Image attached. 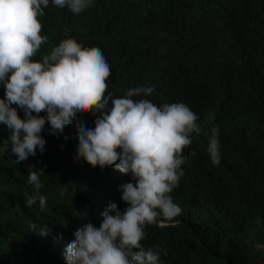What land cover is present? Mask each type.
<instances>
[{"label":"clouds","instance_id":"9594fccd","mask_svg":"<svg viewBox=\"0 0 264 264\" xmlns=\"http://www.w3.org/2000/svg\"><path fill=\"white\" fill-rule=\"evenodd\" d=\"M97 2L91 7L92 0H53L75 16ZM48 4L0 0V123L10 130L8 152L17 163L45 153L41 133L47 123L51 133L79 142L78 158L103 175L97 215L75 224L60 220L71 230L61 241L66 264H163L159 246L145 243V225L163 227L180 215L184 208L176 194L199 217L222 219L226 208L212 201L218 171L240 193L237 206L264 214V142L251 161L240 119L181 96L173 69L128 71L111 94L114 67L100 49L66 38L41 57L49 38L41 35L39 17ZM191 12L199 23L214 18L210 0L192 1ZM44 169L29 166L28 208L37 202L46 207L40 193ZM40 234L44 240L46 230Z\"/></svg>","mask_w":264,"mask_h":264},{"label":"trees","instance_id":"16d2710c","mask_svg":"<svg viewBox=\"0 0 264 264\" xmlns=\"http://www.w3.org/2000/svg\"><path fill=\"white\" fill-rule=\"evenodd\" d=\"M192 1L172 0L166 10V0H98L93 10L75 16L49 0L39 17L41 35L49 38L40 56L66 38L100 49L114 67L111 94L128 71L173 69L181 96L240 119L251 142L250 160L255 161L264 142V0H210L214 18L201 23L192 15ZM95 4L92 0L91 7ZM46 124L41 133L45 153L23 164L9 154L10 130L0 123V264H66L61 241L71 230L60 220L75 224L99 212L103 175L78 158L79 142L51 133ZM30 165L45 168L40 178L43 210L39 202L25 205L33 194ZM239 196L218 171L212 201L226 208L222 219L199 217L176 194L184 208L181 214L163 227L145 225V243L149 249L159 246L163 264H264V214L237 206ZM41 229L46 230L44 240Z\"/></svg>","mask_w":264,"mask_h":264},{"label":"bare ground","instance_id":"6f19581e","mask_svg":"<svg viewBox=\"0 0 264 264\" xmlns=\"http://www.w3.org/2000/svg\"><path fill=\"white\" fill-rule=\"evenodd\" d=\"M257 19V18H256ZM255 24V23H254ZM253 25V24H252ZM260 26H258V28H259ZM256 28H257V26H256ZM240 29V28H239ZM260 29H262V28H260ZM259 29V30H260ZM263 30H264V28H263ZM242 31V30H241ZM242 34V33H241ZM236 39H238V38H236ZM240 40H241V37L239 38ZM238 41V40H237ZM235 43V42H234ZM233 43V44H234ZM239 43V42H238ZM253 45V44H252ZM236 46H237V44H236ZM253 47V46H252ZM251 47H249V49H250ZM255 48V47H254ZM254 48H252V49H254ZM256 48H258V47H256ZM259 49V48H258ZM224 97V96H223ZM222 99V98H221ZM220 101H222V100H220ZM222 103H224V102H222ZM223 105V104H222ZM220 107V106H219ZM224 107V106H223ZM225 108H227V107H225ZM226 111V110H225ZM235 111V110H234ZM221 113V112H220ZM227 113V112H226ZM222 114V113H221ZM227 118V117H226ZM228 119V118H227ZM263 124V123H262ZM262 126V125H261ZM215 238V237H214ZM217 239V238H216ZM234 255V254H233Z\"/></svg>","mask_w":264,"mask_h":264}]
</instances>
